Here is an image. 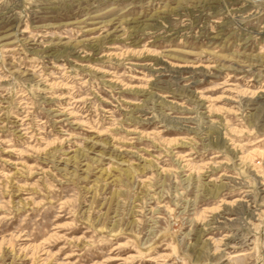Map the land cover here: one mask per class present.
Here are the masks:
<instances>
[{
    "label": "rangeland",
    "instance_id": "374dc122",
    "mask_svg": "<svg viewBox=\"0 0 264 264\" xmlns=\"http://www.w3.org/2000/svg\"><path fill=\"white\" fill-rule=\"evenodd\" d=\"M0 264H264V0H0Z\"/></svg>",
    "mask_w": 264,
    "mask_h": 264
}]
</instances>
